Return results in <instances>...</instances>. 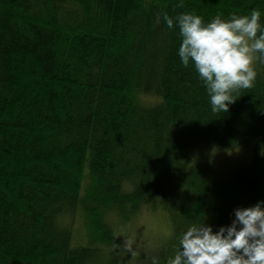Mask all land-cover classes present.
I'll return each instance as SVG.
<instances>
[{
    "label": "trees",
    "instance_id": "1",
    "mask_svg": "<svg viewBox=\"0 0 264 264\" xmlns=\"http://www.w3.org/2000/svg\"><path fill=\"white\" fill-rule=\"evenodd\" d=\"M252 9L264 23V0H0V264H116L112 217L143 209L169 217L165 264L191 223L264 200V64L214 113L162 16ZM206 145L251 156L188 160ZM77 210L97 247L73 245Z\"/></svg>",
    "mask_w": 264,
    "mask_h": 264
},
{
    "label": "clouds",
    "instance_id": "2",
    "mask_svg": "<svg viewBox=\"0 0 264 264\" xmlns=\"http://www.w3.org/2000/svg\"><path fill=\"white\" fill-rule=\"evenodd\" d=\"M163 20L179 30L177 54L182 66L194 67L206 88L212 112H227L240 89L252 87L257 72L254 62L264 64V23L261 13H217L208 22L185 11ZM160 16H157L159 22ZM131 241L127 247L131 250ZM152 264H159L153 258ZM165 264H264V200L237 206L228 224L202 220L191 223L178 236V246Z\"/></svg>",
    "mask_w": 264,
    "mask_h": 264
},
{
    "label": "rangeland",
    "instance_id": "3",
    "mask_svg": "<svg viewBox=\"0 0 264 264\" xmlns=\"http://www.w3.org/2000/svg\"><path fill=\"white\" fill-rule=\"evenodd\" d=\"M155 101L157 99L154 96H142L140 99L143 105H152ZM250 156L249 146L225 151L218 150L213 145H206L192 153L188 160L208 161L224 173L247 163ZM111 222L115 241L112 245L102 247L103 254L113 258L116 264H152L153 258L162 264L161 253L171 236V222L165 212L143 209L129 222H122L116 217H112ZM63 224L70 226L74 246L97 247L87 235L85 220L80 210L72 217L64 218ZM128 241L132 242L131 250L126 246Z\"/></svg>",
    "mask_w": 264,
    "mask_h": 264
}]
</instances>
